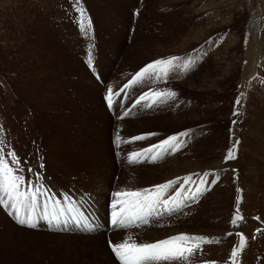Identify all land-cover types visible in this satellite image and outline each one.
<instances>
[{
	"label": "rangeland",
	"instance_id": "obj_1",
	"mask_svg": "<svg viewBox=\"0 0 264 264\" xmlns=\"http://www.w3.org/2000/svg\"><path fill=\"white\" fill-rule=\"evenodd\" d=\"M170 57L180 60L166 77L125 87ZM154 91L176 95L140 101ZM180 133L178 151L129 162ZM0 141L18 155L25 188L44 193L35 228L0 207V264H118L108 245L122 240L110 237L131 231L137 242L219 241L191 264H229L243 233L236 264H264V0H0ZM177 180L166 199L208 190L146 224L113 226V192ZM57 201L59 222L41 218ZM81 222L88 232L74 231Z\"/></svg>",
	"mask_w": 264,
	"mask_h": 264
},
{
	"label": "snow or ice",
	"instance_id": "obj_2",
	"mask_svg": "<svg viewBox=\"0 0 264 264\" xmlns=\"http://www.w3.org/2000/svg\"><path fill=\"white\" fill-rule=\"evenodd\" d=\"M180 57H170L167 59H158L152 63L147 64L125 87H130L146 78L155 77L160 79L166 77L168 73L177 67V61ZM191 64V60L180 65L183 69H187ZM176 93L172 91H154L146 93L140 97V101H150L148 104L151 107L159 102H166L173 99ZM106 99L111 106L113 102V90L108 88ZM140 101H137L139 103ZM240 103L239 99L236 101ZM188 133H180L179 136H171L159 144L146 148L141 152H133L128 156L130 163H142L144 160L150 159L151 162H156L161 159L164 154L169 151L179 150L180 136H186ZM134 140L143 139V137H134ZM3 141H0L2 144ZM115 143H121V137L117 133ZM235 159L234 148L227 151L225 160ZM21 161L14 151L5 152L3 147H0V207L8 211L10 216H13L16 222L21 226L28 228L36 227V219L38 213V196L43 195L41 187H34L29 185L25 188L26 179L19 173L22 172ZM31 171V169H29ZM209 173H204V176ZM185 185L192 182V177L183 178ZM177 181H168L165 184L156 185L153 188H144L140 190H120L112 193L114 200L112 201V224L121 228L134 227L139 224L148 223V218L153 216L157 209L163 207L165 211L171 212L182 207L181 196H183L184 189L176 192L175 196L165 198L169 189L173 188ZM203 179L200 184H206ZM207 188H202L199 185L194 191H190V195L183 196V200H196L203 195ZM45 211L41 218L48 219L50 222H59V217L64 215L65 209L59 206V202H55L51 212L48 211V205L44 206ZM68 212H74V208H68ZM239 209L237 208V213ZM76 219L75 216L72 217ZM243 218L237 214L231 223L236 225L238 221ZM240 237V244L238 247H233L230 252L229 264H236L237 257L243 250L246 239L243 233H237ZM218 243L204 236H196L189 234H178L170 236L165 239L157 240L155 242H137L131 236L120 241H109V248L114 255L118 264H174V262H184V264H191V259L197 251H202V246L210 243Z\"/></svg>",
	"mask_w": 264,
	"mask_h": 264
},
{
	"label": "bare ground",
	"instance_id": "obj_3",
	"mask_svg": "<svg viewBox=\"0 0 264 264\" xmlns=\"http://www.w3.org/2000/svg\"><path fill=\"white\" fill-rule=\"evenodd\" d=\"M194 206V205H193ZM193 206H191V207H193ZM191 207H189V208H191ZM157 214H165V210L163 209V207H160V208H158L157 209ZM168 212V211H167ZM176 213V212H175ZM179 214V213H178ZM94 220V219H93ZM92 221V220H91ZM76 222V221H75ZM94 222V221H93ZM97 222L99 223V220H97ZM82 223V222H81ZM97 224V223H96ZM98 225V224H97ZM96 225V226H97ZM95 227V226H94ZM139 228V227H138ZM93 229V228H92ZM73 231V230H72ZM74 231H76V230H74ZM90 231H92V230H90ZM131 232H133V231H131ZM131 232H127V233H121V234H115V235H112L110 238L111 239H113V240H115V241H119V240H124V239H126V238H128L129 236H133L132 235V233ZM131 233V234H130ZM147 235V232H144L143 233V236H146ZM132 238H136V237H132ZM134 240V239H133ZM137 240H139V238L137 237ZM196 264H198V263H196ZM200 264V263H199Z\"/></svg>",
	"mask_w": 264,
	"mask_h": 264
}]
</instances>
